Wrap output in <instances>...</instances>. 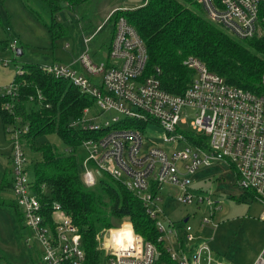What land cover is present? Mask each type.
I'll list each match as a JSON object with an SVG mask.
<instances>
[{
	"label": "built area",
	"instance_id": "1",
	"mask_svg": "<svg viewBox=\"0 0 264 264\" xmlns=\"http://www.w3.org/2000/svg\"><path fill=\"white\" fill-rule=\"evenodd\" d=\"M134 1L137 7L146 4ZM194 2L208 21L231 37L264 39V0ZM89 41L84 38L86 49L72 64L51 63L42 71L68 81L99 109V113H91V108H85L69 123L74 130L98 134L83 140L79 147L84 154L83 184L91 188L105 175L124 186L140 201L157 234L155 242L146 241L134 232L131 220L123 218L97 238L103 251L102 264H156L161 257H165L161 264H222L212 260L208 244L192 245L195 231L188 222L193 215L177 222L170 218L167 207L172 199L197 211L205 206L207 216L201 218L199 226L212 225L217 203L194 190L192 178L203 168L223 164L233 172L236 186L251 192L264 208V92L228 85L194 57L182 63L193 72L186 90L181 95L164 91L159 69L145 76V45L123 17L116 21L108 53L100 62L90 57ZM9 48L16 52L17 41ZM262 86L264 90V78ZM2 96L15 99L17 92L7 87ZM4 107L12 112L11 103ZM105 113L110 115L103 117ZM27 129V125L7 129L12 143L11 192L31 235L26 244L35 241L42 264H83L78 229L59 205L43 206L32 189L21 141ZM156 129L164 144L178 146L165 151L148 142L146 135ZM165 187L176 188V198L164 192ZM253 264H264V246Z\"/></svg>",
	"mask_w": 264,
	"mask_h": 264
},
{
	"label": "trees",
	"instance_id": "2",
	"mask_svg": "<svg viewBox=\"0 0 264 264\" xmlns=\"http://www.w3.org/2000/svg\"><path fill=\"white\" fill-rule=\"evenodd\" d=\"M40 1L53 17L52 23L46 26L53 42L67 32L56 16L63 11H74L92 0ZM120 17L136 30L145 45V76L159 69L158 79L164 91L181 95L186 90L193 72L182 63L187 57H194L210 72L223 78L226 84L252 93L264 92V39L237 40L231 37L207 20L194 0H147L139 7L117 9L107 19L110 27L101 43L106 54ZM86 26L85 32L95 30L91 25ZM96 52L93 58L99 57ZM13 66L16 75L9 87L17 92V97L0 96V121L4 135H8L10 126H28L27 133L21 134V141L27 160L29 155L31 158L37 156L32 165H27V172L33 177L30 179L32 189L43 206L59 205L78 229L85 254L83 264L103 263V251L97 238L126 217L131 220L136 234L146 241L155 242L157 234L153 222L145 214L140 201L124 186L105 175L99 177L91 188L82 182L84 157L79 147L83 140L98 134L74 130L69 128V123L79 118L85 108H92L94 102L68 81L54 79L44 73V64ZM6 103L12 104V114L5 109ZM52 134L61 139L64 150L58 151L44 141L43 138ZM189 141L198 144L197 140ZM3 184L6 189H11L10 176L9 180H3ZM241 194L243 200L255 201L251 192L243 191ZM4 207L14 208L22 220L15 201L0 198V208ZM157 247L163 249V246ZM164 260L165 257H161L156 264Z\"/></svg>",
	"mask_w": 264,
	"mask_h": 264
},
{
	"label": "rangeland",
	"instance_id": "3",
	"mask_svg": "<svg viewBox=\"0 0 264 264\" xmlns=\"http://www.w3.org/2000/svg\"><path fill=\"white\" fill-rule=\"evenodd\" d=\"M142 1L147 3V0ZM136 4L134 0H92L74 11H63L56 19L67 29L66 35L52 42L46 26L52 23L53 17L40 0H0V96L14 81L16 71L13 65H48L53 62L70 65L85 51L84 37L96 35L87 47L90 57L95 62H100L106 54V48L102 47L101 43L109 31L107 19L117 9ZM200 13L203 15L201 9ZM86 25L93 26L95 30L88 29V32H85L82 28ZM13 41H17V49L23 52L20 57L7 47ZM95 52L98 58H93ZM92 112L99 113V109L93 106ZM109 115L105 113L103 117ZM160 135L158 129L153 130L146 135V140L165 151H172L178 146L164 144L159 139ZM43 139L58 151L65 149L56 134ZM11 149V140L8 135H4L0 121V198L8 202L15 201L11 190L6 189L3 184V180H9L10 176L11 166L8 158ZM81 155L84 157L83 153ZM36 158L37 156L31 158L29 155L27 165H32ZM28 175L30 179L33 178L30 172ZM192 181L194 190L208 194L210 199L217 203L214 223L201 228L199 222L202 217L207 216V208L202 206L201 210L197 211L191 206H181L173 199L167 207L170 218L179 222L178 220L184 219L187 214L193 215L188 222L195 231L192 245L208 244L214 262L253 264L264 246V208L256 201L241 198L242 191L235 184L233 172L223 164L201 169L193 176ZM165 191L173 197L178 193L174 187H165ZM30 236V231L24 226L14 208H0V264H42L39 247L35 241L26 244Z\"/></svg>",
	"mask_w": 264,
	"mask_h": 264
},
{
	"label": "crops",
	"instance_id": "4",
	"mask_svg": "<svg viewBox=\"0 0 264 264\" xmlns=\"http://www.w3.org/2000/svg\"><path fill=\"white\" fill-rule=\"evenodd\" d=\"M137 5H133V6H131V7H123L124 9H129V8H135ZM113 10V9H112ZM109 14H110V12L108 13V15L107 16H109ZM65 27V26H64ZM97 28H98V26L96 27V30H97ZM82 30H84L83 28H82ZM84 38H88V37H84ZM21 50V49H20ZM22 51V50H21ZM22 54H23V52H22ZM73 62H74V60H73ZM72 62V63H73ZM71 63V64H72ZM65 64V63H64ZM5 139H6V137H5ZM8 161L10 162V155H9V158H8ZM10 164V163H9ZM11 190V189H10Z\"/></svg>",
	"mask_w": 264,
	"mask_h": 264
},
{
	"label": "water",
	"instance_id": "5",
	"mask_svg": "<svg viewBox=\"0 0 264 264\" xmlns=\"http://www.w3.org/2000/svg\"><path fill=\"white\" fill-rule=\"evenodd\" d=\"M15 53L17 57H20L22 55V51L20 49H17Z\"/></svg>",
	"mask_w": 264,
	"mask_h": 264
}]
</instances>
